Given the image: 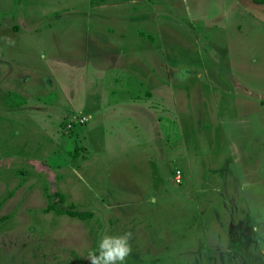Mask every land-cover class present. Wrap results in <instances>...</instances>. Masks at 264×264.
I'll use <instances>...</instances> for the list:
<instances>
[{
    "label": "rangeland",
    "instance_id": "374dc122",
    "mask_svg": "<svg viewBox=\"0 0 264 264\" xmlns=\"http://www.w3.org/2000/svg\"><path fill=\"white\" fill-rule=\"evenodd\" d=\"M126 232L123 264H264V4L0 0V264Z\"/></svg>",
    "mask_w": 264,
    "mask_h": 264
},
{
    "label": "clouds",
    "instance_id": "9594fccd",
    "mask_svg": "<svg viewBox=\"0 0 264 264\" xmlns=\"http://www.w3.org/2000/svg\"><path fill=\"white\" fill-rule=\"evenodd\" d=\"M131 233H125L119 236H102L98 252H90L87 259L90 264H123V261L130 256L132 252L129 241Z\"/></svg>",
    "mask_w": 264,
    "mask_h": 264
},
{
    "label": "trees",
    "instance_id": "16d2710c",
    "mask_svg": "<svg viewBox=\"0 0 264 264\" xmlns=\"http://www.w3.org/2000/svg\"><path fill=\"white\" fill-rule=\"evenodd\" d=\"M255 4H264V0H251ZM58 195V200L60 202L63 201L64 197L61 193H56ZM58 213H66L73 216H78L81 219H86L91 216L90 211H79L72 209V204H69L67 208H60L57 210Z\"/></svg>",
    "mask_w": 264,
    "mask_h": 264
}]
</instances>
